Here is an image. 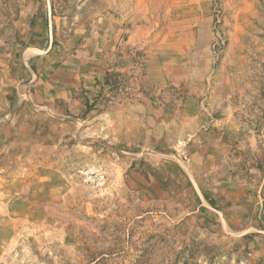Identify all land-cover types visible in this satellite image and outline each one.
<instances>
[{"label":"rangeland","instance_id":"374dc122","mask_svg":"<svg viewBox=\"0 0 264 264\" xmlns=\"http://www.w3.org/2000/svg\"><path fill=\"white\" fill-rule=\"evenodd\" d=\"M0 264H264V0H0Z\"/></svg>","mask_w":264,"mask_h":264},{"label":"crops","instance_id":"0c3cea01","mask_svg":"<svg viewBox=\"0 0 264 264\" xmlns=\"http://www.w3.org/2000/svg\"><path fill=\"white\" fill-rule=\"evenodd\" d=\"M144 43H146V41H144V40H142ZM137 42H140V40H137ZM149 50V48L147 49V51ZM34 56L35 55H30L29 57H28V60H29V62L31 61V62H33V61H35L33 58H34ZM38 63H39V61L36 63V65H38ZM41 63H43V61L41 62ZM31 65V66H30ZM27 66L29 67V68H31L32 67V64H27ZM32 69V68H31ZM52 78L54 79L55 77L54 76H52Z\"/></svg>","mask_w":264,"mask_h":264}]
</instances>
